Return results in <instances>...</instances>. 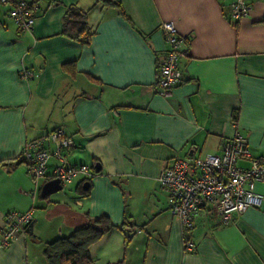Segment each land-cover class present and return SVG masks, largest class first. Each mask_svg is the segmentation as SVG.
Here are the masks:
<instances>
[{
  "label": "crops",
  "instance_id": "crops-1",
  "mask_svg": "<svg viewBox=\"0 0 264 264\" xmlns=\"http://www.w3.org/2000/svg\"><path fill=\"white\" fill-rule=\"evenodd\" d=\"M115 1L128 20L96 0H38L26 32L0 3V164H7L0 166V228L11 212L33 218L32 233L28 224L0 248V264H48V244L101 216L117 228L89 248L93 264H264V205L227 223L202 209L188 252L158 182L178 159L220 155L236 130L264 163V0L239 24L230 18L236 0ZM72 6L88 13V45L63 34ZM165 22L189 40L179 62L183 81L169 96L156 86ZM24 68L29 81L20 77ZM56 129L72 142L63 151L68 164L87 166L92 177L42 196L57 162L34 181L22 151ZM256 190L264 196V183ZM125 220L131 228H122Z\"/></svg>",
  "mask_w": 264,
  "mask_h": 264
},
{
  "label": "built area",
  "instance_id": "built-area-1",
  "mask_svg": "<svg viewBox=\"0 0 264 264\" xmlns=\"http://www.w3.org/2000/svg\"><path fill=\"white\" fill-rule=\"evenodd\" d=\"M257 1L236 0L231 8V20L239 24L249 18ZM0 2L6 4L8 0ZM28 2L21 0L8 13L19 32L30 31L35 22L36 8L30 10ZM159 29L165 36L168 48L158 69L156 86L164 96H169L183 81L179 62L187 54L189 40L178 34L172 22L163 23ZM20 77L29 81L33 74L24 68ZM47 142L54 146L53 150L45 147ZM71 146L72 142L66 133L62 129H56L47 138L27 142L21 158L34 181L47 178L48 164L52 159L55 160L57 165L51 176L64 189L79 175L92 177L87 166L68 164L63 151ZM241 161L250 162V167H239ZM158 182L169 196L170 213L180 222L185 234L194 228L195 218L202 209L207 208L209 213L227 223L234 216H241L264 205V196L256 190L259 183H264V163L252 158L244 136L237 130L234 137L222 145L220 155L208 156L193 163L178 159L171 168L161 172ZM32 219V211L7 214L4 225L0 228V248H8ZM184 245L188 252L195 248L190 240L184 241Z\"/></svg>",
  "mask_w": 264,
  "mask_h": 264
},
{
  "label": "trees",
  "instance_id": "trees-1",
  "mask_svg": "<svg viewBox=\"0 0 264 264\" xmlns=\"http://www.w3.org/2000/svg\"><path fill=\"white\" fill-rule=\"evenodd\" d=\"M27 1H29L27 7L30 10H35L38 0ZM96 1L97 3H102L104 6L116 8L120 15L127 19L121 5L115 0ZM19 2L21 1L14 2L13 0H8L6 4L0 3L4 6L10 5L11 10ZM87 17V12L80 10L76 6L70 7L63 18V34L72 40L80 42L82 45H88L94 32L89 26ZM65 69H69V66H64ZM6 165L5 163L0 164V166ZM79 193L82 197H86L89 194V189H80ZM131 226V222L125 220L122 228H131ZM116 228L107 216L90 220L87 225L74 231L69 238H61L48 244L44 252L45 258L48 264H93L89 257V248ZM190 232L186 233L184 241L190 240Z\"/></svg>",
  "mask_w": 264,
  "mask_h": 264
},
{
  "label": "water",
  "instance_id": "water-1",
  "mask_svg": "<svg viewBox=\"0 0 264 264\" xmlns=\"http://www.w3.org/2000/svg\"><path fill=\"white\" fill-rule=\"evenodd\" d=\"M61 190H62V187L60 186L59 181L55 180V181H52V182L48 183L45 186V188L42 191V196L49 195V194H52V193H57V192H59ZM32 227H33V224H30L29 225V229H28V231L30 233H32Z\"/></svg>",
  "mask_w": 264,
  "mask_h": 264
}]
</instances>
